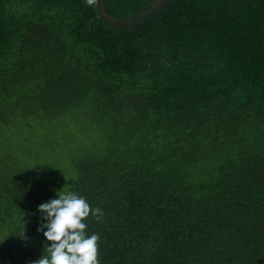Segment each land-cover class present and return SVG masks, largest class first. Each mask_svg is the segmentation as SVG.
<instances>
[{
	"label": "trees",
	"instance_id": "obj_1",
	"mask_svg": "<svg viewBox=\"0 0 264 264\" xmlns=\"http://www.w3.org/2000/svg\"><path fill=\"white\" fill-rule=\"evenodd\" d=\"M57 191L100 264H264V0H0V264Z\"/></svg>",
	"mask_w": 264,
	"mask_h": 264
},
{
	"label": "clouds",
	"instance_id": "obj_2",
	"mask_svg": "<svg viewBox=\"0 0 264 264\" xmlns=\"http://www.w3.org/2000/svg\"><path fill=\"white\" fill-rule=\"evenodd\" d=\"M37 211V231L46 241L43 254L32 264H100V236L89 235L86 223L90 215L97 219L103 215L99 207L92 208L87 198L75 191H57V198L39 204Z\"/></svg>",
	"mask_w": 264,
	"mask_h": 264
},
{
	"label": "water",
	"instance_id": "obj_3",
	"mask_svg": "<svg viewBox=\"0 0 264 264\" xmlns=\"http://www.w3.org/2000/svg\"><path fill=\"white\" fill-rule=\"evenodd\" d=\"M95 1H96L98 16L104 23L113 27H125L131 24H136L140 21H143L151 17L164 5V3L167 0H156V2L145 11L127 18L112 17L105 10L104 0H95Z\"/></svg>",
	"mask_w": 264,
	"mask_h": 264
},
{
	"label": "rangeland",
	"instance_id": "obj_4",
	"mask_svg": "<svg viewBox=\"0 0 264 264\" xmlns=\"http://www.w3.org/2000/svg\"><path fill=\"white\" fill-rule=\"evenodd\" d=\"M35 134L37 135L38 133L36 132ZM38 138H40V137H38ZM18 144H19V143H17L16 145H18ZM56 152H57V154H61V155H62V154H68V152H69V148L66 147L64 151H61L60 148H57ZM37 160L40 161V162L44 161L43 158H38ZM35 163H36V161H35Z\"/></svg>",
	"mask_w": 264,
	"mask_h": 264
}]
</instances>
